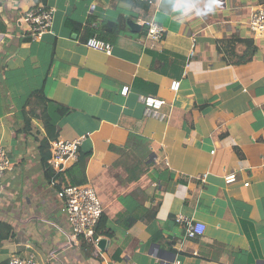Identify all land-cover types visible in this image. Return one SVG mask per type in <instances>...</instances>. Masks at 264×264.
I'll return each instance as SVG.
<instances>
[{
  "label": "crops",
  "instance_id": "1",
  "mask_svg": "<svg viewBox=\"0 0 264 264\" xmlns=\"http://www.w3.org/2000/svg\"><path fill=\"white\" fill-rule=\"evenodd\" d=\"M41 2L55 9L52 31L33 45L24 16ZM208 5L0 0V147L10 159L0 220L13 229L0 264L28 253L39 264H264V37L248 25L262 2ZM147 20L165 28L159 40L147 37ZM88 38L112 52L88 48ZM140 95L162 99L164 117L146 115ZM45 110L58 137L85 136L58 176L41 160ZM63 184H90L102 202L111 236L92 252L69 245ZM180 215L205 232L186 237Z\"/></svg>",
  "mask_w": 264,
  "mask_h": 264
},
{
  "label": "built area",
  "instance_id": "2",
  "mask_svg": "<svg viewBox=\"0 0 264 264\" xmlns=\"http://www.w3.org/2000/svg\"><path fill=\"white\" fill-rule=\"evenodd\" d=\"M142 2L153 4L154 0H140ZM55 9L48 4L41 2L33 9L29 10L24 16V23L27 24L32 32V40L40 38L45 32L52 31ZM147 27V37L153 40H159L165 28L155 20H147L144 22ZM248 25L255 34L264 37V4L254 10L249 17ZM88 48L102 51L110 54L113 45L109 42L98 38H88L84 42ZM193 54V53H192ZM180 81H173L171 89L179 91ZM130 92L129 86H124L120 90L122 96H127ZM140 102L144 105V112L148 116L163 118L160 112L164 101L152 95H140ZM85 136H80L73 140L57 137L50 142L51 156L48 161L56 175H59L78 161L80 157V146ZM10 159L6 150L0 147V176L8 169ZM228 181H234L235 175L231 174L227 177ZM59 200V213L64 216L70 227L69 245L81 247V243L85 242L97 247L101 241V237L97 235V226L104 215V207L98 199L95 190L90 184L75 185L63 184L57 190ZM176 222L185 229V235L188 238H197L201 236L206 229L204 223L196 221L190 217L180 215L176 218ZM27 248H31L27 245ZM4 264H39L36 256L32 253L25 255L13 254Z\"/></svg>",
  "mask_w": 264,
  "mask_h": 264
},
{
  "label": "trees",
  "instance_id": "3",
  "mask_svg": "<svg viewBox=\"0 0 264 264\" xmlns=\"http://www.w3.org/2000/svg\"><path fill=\"white\" fill-rule=\"evenodd\" d=\"M260 1L262 2V4H264V0H260ZM73 22L76 23L75 21H73L71 19L68 20V23H69L70 26L72 25ZM73 28L78 29V28H76L74 26H73ZM238 40L243 42L242 39H238ZM24 41L32 42L33 45L36 44L35 42L32 41L31 38L25 39ZM235 41H237V40L235 39ZM247 42H249L247 44V46H248L247 49H252V46H253L252 40L247 41ZM255 50H256V47L254 46L252 51L249 52L251 58H253V54H254ZM249 54H248V56H249ZM49 64H50V62H49ZM50 67L51 66L49 65L46 68V70H45V74L41 76L42 84H45L44 80L49 77V74H50L49 69H50ZM40 93H41V96L43 98H45V102H49L50 101L44 95L43 89H41L39 92L36 91V94H40ZM26 102H29V99ZM60 111H63V113H65V111H67V110H60ZM24 113L25 112L23 110L22 111L23 116H24ZM43 117H44V128H45L46 136L42 140L41 145H40L41 160H42V164H43L44 168L47 169V171H48V173H47L48 177H51V176L55 175V172H54V170L51 168V166L48 163V161L50 159V156H51L50 141H52V140H54V139H56L58 137V135H59L58 131L59 130H58L57 125L52 122L51 117L49 116L48 112H46V110L44 111ZM24 118H25L24 131L28 132V130L31 128V120L28 117H26V116H24ZM106 221H107V219H106L105 215H103L101 217L99 223H98V226H97V235H99V236H111V233L106 229ZM10 236H13V229H12L11 225H9L5 221L0 220V241L5 240L6 238H8ZM81 248L84 251H90V252L93 251V245L85 243V242L81 243Z\"/></svg>",
  "mask_w": 264,
  "mask_h": 264
},
{
  "label": "clouds",
  "instance_id": "4",
  "mask_svg": "<svg viewBox=\"0 0 264 264\" xmlns=\"http://www.w3.org/2000/svg\"><path fill=\"white\" fill-rule=\"evenodd\" d=\"M219 2L220 0H209L208 12L215 13L219 6Z\"/></svg>",
  "mask_w": 264,
  "mask_h": 264
},
{
  "label": "water",
  "instance_id": "5",
  "mask_svg": "<svg viewBox=\"0 0 264 264\" xmlns=\"http://www.w3.org/2000/svg\"><path fill=\"white\" fill-rule=\"evenodd\" d=\"M104 243H106V241L105 240H101L100 243L98 244V246L101 247Z\"/></svg>",
  "mask_w": 264,
  "mask_h": 264
},
{
  "label": "rangeland",
  "instance_id": "6",
  "mask_svg": "<svg viewBox=\"0 0 264 264\" xmlns=\"http://www.w3.org/2000/svg\"><path fill=\"white\" fill-rule=\"evenodd\" d=\"M7 255H5V257H6ZM9 256V255H8Z\"/></svg>",
  "mask_w": 264,
  "mask_h": 264
}]
</instances>
